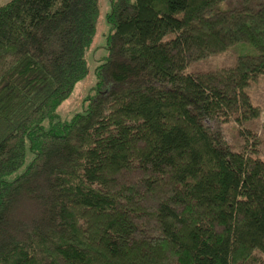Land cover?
Wrapping results in <instances>:
<instances>
[{
    "label": "trees",
    "instance_id": "1",
    "mask_svg": "<svg viewBox=\"0 0 264 264\" xmlns=\"http://www.w3.org/2000/svg\"><path fill=\"white\" fill-rule=\"evenodd\" d=\"M99 2L0 5V264H264L263 141L247 128L264 0H112L95 93L63 120ZM239 44L256 53L188 70Z\"/></svg>",
    "mask_w": 264,
    "mask_h": 264
},
{
    "label": "rangeland",
    "instance_id": "2",
    "mask_svg": "<svg viewBox=\"0 0 264 264\" xmlns=\"http://www.w3.org/2000/svg\"><path fill=\"white\" fill-rule=\"evenodd\" d=\"M9 1L10 0H0V5ZM111 3L112 0H100L99 2L100 12L97 20V30L93 43L87 53L89 71L87 76L76 85L72 95L58 108L57 113L63 120L70 121L76 114L82 113L86 106H88V101L86 102V100L95 93L94 89L97 84L95 70L100 65L101 60L108 55L106 38L110 28L107 22V15L111 11ZM255 53L256 52L250 46L239 44L225 53L211 56L192 64L188 70L207 71L221 69L231 66L235 62L237 56L253 55ZM248 91L250 92L254 105L262 109V114L252 124H248L247 128L256 131L261 137L263 142L258 148L259 151H261V157L264 158V75H261L256 82L252 83ZM224 133L228 142L237 147L241 144L235 124L230 123L225 125ZM237 150H239V148H237ZM16 175L17 174H15V176Z\"/></svg>",
    "mask_w": 264,
    "mask_h": 264
}]
</instances>
